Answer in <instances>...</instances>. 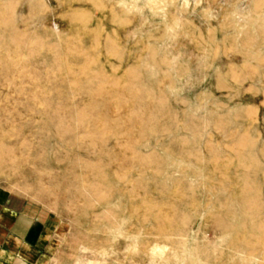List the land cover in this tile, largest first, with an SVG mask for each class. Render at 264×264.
<instances>
[{
    "label": "rangeland",
    "instance_id": "1",
    "mask_svg": "<svg viewBox=\"0 0 264 264\" xmlns=\"http://www.w3.org/2000/svg\"><path fill=\"white\" fill-rule=\"evenodd\" d=\"M0 189L46 264H264V0H0Z\"/></svg>",
    "mask_w": 264,
    "mask_h": 264
},
{
    "label": "crops",
    "instance_id": "2",
    "mask_svg": "<svg viewBox=\"0 0 264 264\" xmlns=\"http://www.w3.org/2000/svg\"><path fill=\"white\" fill-rule=\"evenodd\" d=\"M49 224L38 205L0 189V264H46Z\"/></svg>",
    "mask_w": 264,
    "mask_h": 264
}]
</instances>
